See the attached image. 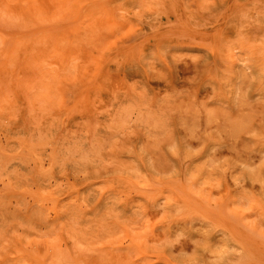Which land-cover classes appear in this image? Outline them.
<instances>
[{"label":"rangeland","instance_id":"rangeland-1","mask_svg":"<svg viewBox=\"0 0 264 264\" xmlns=\"http://www.w3.org/2000/svg\"><path fill=\"white\" fill-rule=\"evenodd\" d=\"M0 161V264H264V0H0Z\"/></svg>","mask_w":264,"mask_h":264},{"label":"bare ground","instance_id":"bare-ground-1","mask_svg":"<svg viewBox=\"0 0 264 264\" xmlns=\"http://www.w3.org/2000/svg\"><path fill=\"white\" fill-rule=\"evenodd\" d=\"M234 49H238L239 51H241L237 57L238 59H236V62H234V66L239 70V72H241V76L240 78H247V75H261L263 73V70L261 67L256 68L255 65H253V62L248 58L245 57L247 56V52L245 50H243V45L241 44H237L235 45L233 48H229L228 53H226V55L231 54L230 52H232ZM244 51V52H243ZM227 59V57H225ZM239 63V64H238ZM20 147V146H19ZM28 160L29 161H33L36 163L41 164L43 162V160L40 157H35V156H28ZM4 168L3 162L0 161V173L2 171V169Z\"/></svg>","mask_w":264,"mask_h":264}]
</instances>
